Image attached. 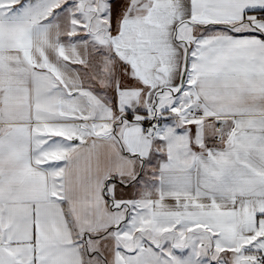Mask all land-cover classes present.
Here are the masks:
<instances>
[{
    "label": "snow or ice",
    "instance_id": "6c2138e0",
    "mask_svg": "<svg viewBox=\"0 0 264 264\" xmlns=\"http://www.w3.org/2000/svg\"><path fill=\"white\" fill-rule=\"evenodd\" d=\"M0 264H264V0H0Z\"/></svg>",
    "mask_w": 264,
    "mask_h": 264
}]
</instances>
